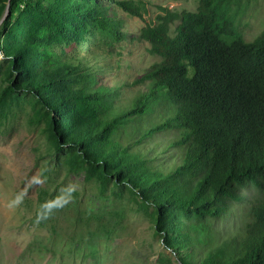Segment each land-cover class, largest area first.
<instances>
[{"label":"trees","instance_id":"16d2710c","mask_svg":"<svg viewBox=\"0 0 264 264\" xmlns=\"http://www.w3.org/2000/svg\"><path fill=\"white\" fill-rule=\"evenodd\" d=\"M46 1L0 0V18L7 2L10 11L1 29L36 12L64 38L72 17L116 43L126 37L119 11L148 12L145 0ZM251 1L198 0L144 20L139 37L159 60L119 84L135 90L118 105L103 77L55 51L16 36L1 45L17 73L9 90L38 95L64 128L57 147L78 148L89 174L152 207L179 264H264V28L251 41L237 28Z\"/></svg>","mask_w":264,"mask_h":264},{"label":"rangeland","instance_id":"374dc122","mask_svg":"<svg viewBox=\"0 0 264 264\" xmlns=\"http://www.w3.org/2000/svg\"><path fill=\"white\" fill-rule=\"evenodd\" d=\"M145 1L148 12L143 18L119 11L126 37L116 43L99 36L93 24L72 17L69 20L77 28L64 38L36 12L13 16L1 29L9 7L5 16L2 13L0 264H179L157 232L152 207L127 186L115 185L111 179L102 183L89 174L78 148L57 147L64 128L38 95L9 90L17 81V73L1 51V45L14 36L18 41L51 49L59 59L88 70L94 80L103 77L118 105L128 101L135 90L119 84L159 60L149 54V44L139 37L144 20H153L163 7L193 11L198 4V0ZM50 19L56 23L63 20L59 15H50ZM15 23V34L5 38ZM237 28L245 41L253 40L264 28V0L251 1Z\"/></svg>","mask_w":264,"mask_h":264},{"label":"water","instance_id":"95a60500","mask_svg":"<svg viewBox=\"0 0 264 264\" xmlns=\"http://www.w3.org/2000/svg\"><path fill=\"white\" fill-rule=\"evenodd\" d=\"M9 1V0H8ZM8 7H9V2H7V5H6V8H5V11H4V15L3 16H5L6 14H7V12H8Z\"/></svg>","mask_w":264,"mask_h":264}]
</instances>
